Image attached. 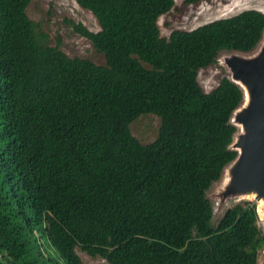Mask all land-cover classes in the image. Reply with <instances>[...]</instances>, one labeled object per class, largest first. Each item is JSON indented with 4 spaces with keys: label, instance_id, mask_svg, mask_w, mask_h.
Segmentation results:
<instances>
[{
    "label": "trees",
    "instance_id": "1",
    "mask_svg": "<svg viewBox=\"0 0 264 264\" xmlns=\"http://www.w3.org/2000/svg\"><path fill=\"white\" fill-rule=\"evenodd\" d=\"M74 1L98 24L74 29L103 66L48 45L30 0H0V264H83L76 248L108 264H257L255 205L214 227L206 197L238 155L243 93L229 74L205 93L197 75L223 51L252 52L264 13L164 38L174 0ZM142 115L160 121L145 145L129 130Z\"/></svg>",
    "mask_w": 264,
    "mask_h": 264
},
{
    "label": "rangeland",
    "instance_id": "2",
    "mask_svg": "<svg viewBox=\"0 0 264 264\" xmlns=\"http://www.w3.org/2000/svg\"><path fill=\"white\" fill-rule=\"evenodd\" d=\"M250 9L264 13V0H204L195 5H186L184 0H174V8L159 18L158 26L161 36L168 38L172 31H191ZM26 14L35 24L36 30L47 35V44L51 47H58L69 58L85 59L99 66L105 65L104 56L74 29V26L81 25L90 32L98 31V24L92 14L80 8L74 0H30ZM256 50L246 55H252ZM233 54L242 53L223 51L219 53L212 66L198 72L197 80L205 93L214 89L223 77H228L230 73L224 61ZM234 116L235 113L232 117ZM232 123H235L233 118ZM159 125L160 121L156 116L142 115L131 123L129 130L133 137L145 145L156 139ZM226 175L227 171L224 169L220 179L206 192L213 209L212 225L214 227L217 225L226 209L238 203L249 202L256 207L257 226L264 234L262 225L264 223L258 214L259 204L255 195L250 193L225 195L228 183ZM48 252L50 253L49 249ZM75 252L83 264H108L101 258L88 256L79 248H76ZM257 264H264V248L258 253Z\"/></svg>",
    "mask_w": 264,
    "mask_h": 264
},
{
    "label": "water",
    "instance_id": "3",
    "mask_svg": "<svg viewBox=\"0 0 264 264\" xmlns=\"http://www.w3.org/2000/svg\"><path fill=\"white\" fill-rule=\"evenodd\" d=\"M255 49L252 55L242 53L238 57L233 54L224 61L231 72V78L228 79L243 93L242 103L232 113L235 116L231 115L230 118L236 130L239 126L241 129L235 132L230 145V149L238 155L224 168L228 177L224 193H250L255 195L257 201L264 203V38H261ZM239 83L246 90L247 100Z\"/></svg>",
    "mask_w": 264,
    "mask_h": 264
},
{
    "label": "bare ground",
    "instance_id": "4",
    "mask_svg": "<svg viewBox=\"0 0 264 264\" xmlns=\"http://www.w3.org/2000/svg\"><path fill=\"white\" fill-rule=\"evenodd\" d=\"M238 57H240V55H239ZM229 73H230V74H229V78H231V72H229ZM239 85H240L241 88L244 90L245 98H246V100H247V96H246V90H245V88L243 87V85H241V83H239ZM238 129H241V127L239 126ZM257 203L259 204V205H258V208H257V210H258V214L260 215V217H262V222L264 223V218H263V216H264V203H263L262 201H257ZM262 225H263V228H264V224H262Z\"/></svg>",
    "mask_w": 264,
    "mask_h": 264
}]
</instances>
